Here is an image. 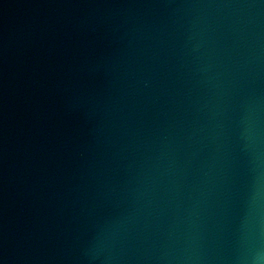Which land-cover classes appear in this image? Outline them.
<instances>
[{"label": "water", "instance_id": "obj_1", "mask_svg": "<svg viewBox=\"0 0 264 264\" xmlns=\"http://www.w3.org/2000/svg\"><path fill=\"white\" fill-rule=\"evenodd\" d=\"M0 264H264V0H0Z\"/></svg>", "mask_w": 264, "mask_h": 264}]
</instances>
